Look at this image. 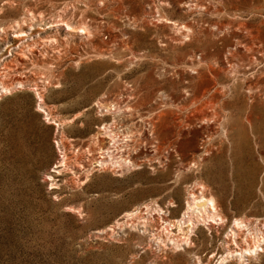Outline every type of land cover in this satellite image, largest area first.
Here are the masks:
<instances>
[{
  "label": "rangeland",
  "instance_id": "obj_1",
  "mask_svg": "<svg viewBox=\"0 0 264 264\" xmlns=\"http://www.w3.org/2000/svg\"><path fill=\"white\" fill-rule=\"evenodd\" d=\"M29 9L44 20L41 35L17 47L13 28L1 29ZM60 14L90 34L50 26ZM220 61L239 70L235 80L217 79L224 120L179 131L192 108L193 68ZM257 78L264 89V0H0V81L9 87L0 82V264H218L229 248L254 245L264 235V141L255 144L264 97L248 96ZM105 125L121 144L127 134L140 139L134 165H97L107 154L99 147L112 146ZM56 128L67 166L77 154L94 167L88 180L79 169L56 175L55 188L46 179L60 159ZM201 189L223 219L191 215L190 246H175L168 235L183 233L169 222ZM235 218L247 223L237 244ZM261 248L223 264H264Z\"/></svg>",
  "mask_w": 264,
  "mask_h": 264
},
{
  "label": "bare ground",
  "instance_id": "obj_2",
  "mask_svg": "<svg viewBox=\"0 0 264 264\" xmlns=\"http://www.w3.org/2000/svg\"><path fill=\"white\" fill-rule=\"evenodd\" d=\"M66 7V6H65ZM64 8V7H62ZM43 22L42 16H36L35 12L32 9H29L25 13H23V16L20 20H14V23L9 26V27H2L1 32H6L7 28H13V33L16 35L13 36L14 42L12 43L15 45V42H18L19 45L17 47H25V46H33L37 44L38 38H40L41 35V28H37L36 25L40 24L37 22ZM46 21V20H45ZM49 23V22H44V24ZM52 23V24H50ZM50 26H58L61 24H66L68 29L74 30L79 29L81 32V36L84 34L88 36L89 29L87 27V24H80V25H75L72 24V21L67 20L62 14L59 15V17L56 20H51ZM42 24V23H41ZM43 27V25H41ZM10 30V29H8ZM47 32H51L46 30ZM78 31V30H77ZM45 32V33H47ZM67 34H71L69 30L67 31ZM72 35V34H71ZM6 36V34H5ZM43 37V36H42ZM48 37V36H47ZM89 38V37H87ZM52 40H56L55 38L52 39H43L42 42H52ZM10 42V41H9ZM68 42V41H67ZM11 44V43H10ZM236 48L233 49H228L229 54L231 57H233L236 52L234 51ZM256 49V48H255ZM193 67V66H192ZM200 66L198 65V68ZM197 67L193 68L196 71V76L193 78L192 83H191V89L192 93L189 98V104H186L187 108H191L190 114L186 115L185 118H181L178 121V128L179 131L181 129L189 127L191 125H194L196 123L204 124L205 122H208V120H211V122H214L217 126L221 124V122L224 120V117H222L223 113V98L226 95V91L223 87L217 86V79L220 75L221 72L227 74L229 77L234 79V76L239 73V70L234 68H230V66L224 64L223 62L218 63V67H215V65H209L205 69V71H199ZM210 74V77H207ZM258 81L251 82L248 85V96L252 99V101L256 100L257 94L255 92H258V95L262 94L264 97V89L261 88V85L258 83L261 81V78H257ZM235 80V79H234ZM2 83V87L8 91L7 89L8 84H6V81H0ZM11 83V82H10ZM9 83V84H10ZM22 84V83H21ZM11 85V84H10ZM255 90V91H254ZM209 91H212L211 94H208ZM39 97V100L42 101V95L40 93L37 94ZM39 107H41L42 111L44 112L46 118L48 120L52 119V121L57 125V128L59 127V124L57 121L55 122L54 118L51 117L50 113L42 106L41 103H39ZM248 121L251 126V132L253 134L256 133L254 129V125L250 119L248 118ZM154 124V121L152 122ZM110 127V126H109ZM56 128V131L60 133V136L55 139V144L60 152V159L57 160V162L54 164V169L52 173H47L45 175L46 179L51 180L52 182L50 183L52 185V188L57 187V182H56V175H62L63 172L68 169V171L72 172L73 174L77 173L76 170H83L85 171V179L88 180L90 178V174L92 172V169L94 168L92 165L86 168L85 163L83 162V159L77 154H74L75 160L73 162H70V164L67 166V152L65 148V140L62 131ZM106 129V125L104 126ZM227 131L228 129L225 128ZM106 135L110 137V140H112V146H108L106 149L103 147H99V149L102 151V153H107L108 156L104 154L100 159L95 160V162H98V166L101 168L108 167L110 163H119L118 165L121 166V164L124 165H134L133 161L131 160V155L133 153L137 152V143L139 144V138H135L133 134H127L124 136H127L125 142L121 144L118 141V137L121 136V134H118L119 132L115 131L112 127L108 128L105 130ZM98 134V133H97ZM141 134V133H140ZM140 136V135H139ZM208 138L202 139L201 144L205 145L208 143L209 139L212 138V134H208L206 136ZM97 139L99 142H103L104 139L100 138L99 134L97 136ZM264 141V134L259 133L256 137L255 144H257V147L260 149ZM141 142V141H140ZM89 149V148H88ZM77 148L74 149V152H77ZM105 150V151H104ZM114 151H117L119 154L116 158V156L113 155ZM207 151V150H206ZM88 159V158H87ZM113 159H115L113 161ZM94 163V162H92ZM78 170V171H79ZM81 173V172H78ZM82 174V173H81ZM78 178V176H76ZM58 179V178H57ZM68 181L72 182L74 181L72 178H69ZM78 183V182H77ZM83 183V182H81ZM191 199L186 201L187 204V210L185 211L186 213L183 214L181 219H176L174 223L169 222V225H175L178 227L179 231H182L183 237H180L179 239L172 237V233L168 235V239H170L175 246H180V245H189L191 244V237L190 233L193 231L194 223L191 219V215L196 214L200 216L202 219L205 217L207 219L217 221L218 219L222 220V216L218 212V205L216 203V199L212 195H206L203 191V189L200 190L199 194H196L195 192H191L190 194ZM161 208H158L160 210ZM134 212H126L125 215L129 216L132 215ZM188 213L187 217L188 219L186 220V214ZM190 213V214H189ZM187 221L190 222V224L187 226H183ZM243 226H247V223L245 220L242 218H235L233 223H232V228H231V233L233 235V241L235 244H237V240L235 239V236L238 237L239 231ZM184 227H187L186 229ZM190 229V231H189ZM181 240V242H180ZM264 242V235L262 237L257 239V242L254 243V245H248L247 247L240 249L239 252H236L234 249L231 250L230 248L228 249L227 255L226 256H221L218 264H223L229 257H233L234 255H238V258L243 260L246 256H251L252 254H256L259 249L261 248V244ZM237 253V254H235Z\"/></svg>",
  "mask_w": 264,
  "mask_h": 264
}]
</instances>
